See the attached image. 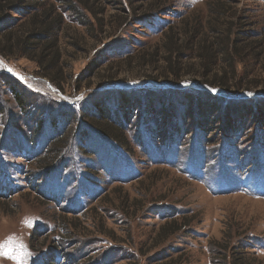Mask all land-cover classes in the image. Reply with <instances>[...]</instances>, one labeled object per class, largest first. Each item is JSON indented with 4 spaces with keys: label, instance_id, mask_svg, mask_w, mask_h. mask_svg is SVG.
Returning <instances> with one entry per match:
<instances>
[{
    "label": "rangeland",
    "instance_id": "374dc122",
    "mask_svg": "<svg viewBox=\"0 0 264 264\" xmlns=\"http://www.w3.org/2000/svg\"><path fill=\"white\" fill-rule=\"evenodd\" d=\"M92 1L95 17L61 7V81L0 56V264H230L241 253L264 264V0ZM228 30L242 40L232 51ZM191 34L219 53L211 78L226 75L225 89L202 82ZM119 91L145 100L125 125L100 105H117ZM151 103L177 117L152 112L141 126ZM97 119L123 144L94 130ZM59 134L64 149L72 136L70 154L58 175L37 176Z\"/></svg>",
    "mask_w": 264,
    "mask_h": 264
},
{
    "label": "trees",
    "instance_id": "16d2710c",
    "mask_svg": "<svg viewBox=\"0 0 264 264\" xmlns=\"http://www.w3.org/2000/svg\"><path fill=\"white\" fill-rule=\"evenodd\" d=\"M65 4L67 5L69 10L75 11L76 15L79 14L81 17L82 16L84 17V15H82V12L80 11L81 7L88 10L91 14H93L94 17L97 14V12L94 10L92 0H0V56L2 57L22 56V57H26L31 60H34L40 65L39 71L42 73L43 76L50 77L53 80L58 81V82L61 81L62 78L59 72L60 68H58L57 65L60 61V56H61V47L59 45L60 44L59 43L60 42L59 33L63 31V23H65V17L63 14L64 12L61 9V7ZM60 9L62 11H60ZM21 18L22 19L24 18V19L21 21L20 20ZM173 27L174 26H171L170 30H172ZM198 27L204 28L203 24L200 22L198 26L196 25L194 27V33L198 32L197 30ZM236 34L237 32H234L232 30H228L227 32V36L229 37H227L226 39L228 43L231 42L232 44L231 51L233 50V48H236L237 43H240L242 41L239 34L238 35ZM197 39L199 38H197L195 34H191L190 38L187 39L188 41L187 44L189 43L191 45V49L194 51L192 52L193 54L192 57L196 59H200V64L202 68V76L204 77V81L202 82L212 87L218 84L219 88L225 89L229 82L227 80L226 75L220 78H217L216 80L211 78V75L213 74L214 69L220 63V60H218L219 53L214 52L213 54L212 49H214V46L210 47V44H208L207 42L203 40L199 42ZM170 40L172 42V39ZM197 41L198 43L196 46L195 43ZM225 44L224 43L222 44L223 45L221 46L222 49L226 47ZM172 47L173 45H171L169 48L171 49ZM173 50L174 48L171 49L172 53H173ZM177 56H179L178 60L180 62L183 56L180 53H178ZM168 62H169V65L167 66H168L170 73H172L176 77H179L181 75V69H182L179 66H182V64L180 63L179 66H177V64L172 63L170 59L168 60ZM55 68H56V71H54ZM233 77H236V76L234 75ZM138 95L135 96L136 98H133L132 96L128 95V92L120 93L119 91V95L116 98L117 99L116 102L118 103L117 105H114V103L107 101L109 97L106 98L104 101L102 98V102L100 103V105L103 109L102 113L107 118L106 120L108 121V119H118L120 125L122 124L125 125L126 120L127 122L132 120L133 119V114H132L133 109L145 101V100L142 101L143 99L142 97L144 96L143 94L140 95L138 93ZM254 101H257V100H254ZM133 102H135L136 104H133ZM143 104H145V102ZM111 105H114V106H111ZM148 105H149V102H148ZM231 106L232 104H230L228 107H231ZM20 107H23V109L26 110V106L24 102H20ZM116 109H118L117 112H115ZM164 109H167L165 113H164ZM211 109H212V106L209 105L208 103L202 105L203 114L206 113L210 116ZM150 111L151 112H149L148 115L146 113L144 114L142 118L141 126H143L145 119H148L149 116H151L149 114H151L152 112L155 113V117L158 120L162 119V122H164L163 118L167 119V122H168V120L171 119L172 117L173 118L177 117V115H175L174 109H171L169 107L168 108L162 107V109H159L157 111V110H154L152 103L150 104ZM227 111H228V108L226 112ZM188 113H189V110L186 111V114ZM87 114H89V112ZM60 116H61L60 118L62 119L63 117L61 114ZM209 116L207 117L209 118ZM179 119L181 120V123L183 124V122L187 120V117H184V114H182L179 116ZM65 120L67 121L66 124H69V122L72 123L74 121L73 118L71 119V117H69L68 119H62L64 123H65ZM99 121L100 120L97 119V122H91L92 128L98 131L99 133L107 134L106 136L109 135L108 137L113 138V140H117V142L119 141V143L121 144L122 141L119 138L120 134H118L119 132L117 130L118 127L116 128L115 125L112 123V125L114 126L108 125L110 128H104L98 124L100 123ZM202 121L205 122L206 119H203ZM43 123L44 122L42 121L39 124L40 127L39 128L37 127L38 130H41L40 128L43 126ZM171 131H173L175 135L178 132H181V135L183 136L185 129L184 127H181V126L179 127V126L174 125L171 127ZM60 135L61 134L57 135L56 139L50 145L51 147L49 149L50 150L49 154H51L50 158L47 160L45 158L37 162L38 165L40 166L39 170L34 172V173H37V176L43 175V171H46L48 169L52 170L55 168L54 170L55 175H58L56 174L57 171H61V170H56V168L58 167L57 163L60 160H62L63 157H66L70 154L71 149L69 148L71 147L70 144L73 143V140H72L73 138L71 136L70 142L68 146H66V148L68 149L66 148L64 149V146L66 145L65 143L69 139H67L68 137H66L64 140H61L62 136ZM77 139L78 140H75V142L77 141L83 146L84 141L80 140V138H77ZM168 140H171V139L168 138ZM13 141H14V132H13V138L11 140V143ZM83 150L85 149L83 148ZM40 170H43V171H40ZM8 191H10V189ZM157 210H159V214H161L163 218H169L171 215L174 216L175 212L179 213V210H176V211H172V214L170 215L171 213L170 207L157 208L155 211ZM181 222L182 223L179 225L180 228L183 226L184 227L187 226L186 220H184V218ZM177 231H180V230H162V232L167 234L166 236L167 239H169V237ZM242 255L243 253H241V256L236 257V259L232 261V263L230 264H251V262L247 260L246 258H243Z\"/></svg>",
    "mask_w": 264,
    "mask_h": 264
},
{
    "label": "snow or ice",
    "instance_id": "6c2138e0",
    "mask_svg": "<svg viewBox=\"0 0 264 264\" xmlns=\"http://www.w3.org/2000/svg\"><path fill=\"white\" fill-rule=\"evenodd\" d=\"M0 255H7V253L4 251V245L0 244Z\"/></svg>",
    "mask_w": 264,
    "mask_h": 264
}]
</instances>
